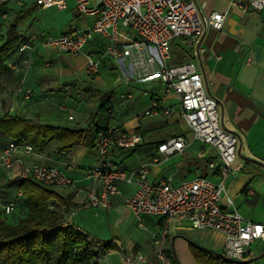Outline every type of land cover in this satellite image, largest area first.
<instances>
[{
	"label": "crops",
	"instance_id": "0c3cea01",
	"mask_svg": "<svg viewBox=\"0 0 264 264\" xmlns=\"http://www.w3.org/2000/svg\"><path fill=\"white\" fill-rule=\"evenodd\" d=\"M230 1L197 0L205 18L212 11L226 13L224 26L220 30L206 27L196 57L191 55L185 40L176 38L183 56L181 60L172 62L188 59L197 62L206 92L218 103L220 124L241 137V150L234 163L241 168L245 166L247 171L239 170L235 176L229 174L224 179L225 193L245 218L264 222V7L244 12L238 4H230ZM26 3L27 0L22 5L23 9L28 6ZM11 4L20 6L11 1L9 16ZM72 9L76 25L84 27L91 24L93 16H81L74 7ZM4 25L0 23L6 33L8 27ZM4 33L0 27V43L5 38ZM20 33L32 40L35 33L36 41H40L44 34L31 29ZM98 35L95 33L87 40L83 53L74 55L78 60L77 66L63 60L60 54L64 52L39 46L40 49L33 52L30 67L24 71L17 61V53H13L10 60L18 63L0 76V118L9 114L71 129L90 125L92 133L101 127L120 126L142 135L137 147L117 148L111 153V157L128 171H133L143 162H150L151 179L170 177L178 182L203 174L217 181L219 177L205 165L216 155V149L197 140L166 160L152 161L158 155L156 147L159 142L179 135L190 137L178 99L156 74L141 75V70L128 58L107 57L97 74L86 75L85 54L98 53L108 44L102 35L105 42ZM247 49L249 57L244 61ZM187 52L190 58L185 55ZM25 87L31 89L29 95L19 90ZM127 94L131 97H126ZM155 101L160 108L169 107L171 114L139 118L140 113L152 108ZM62 104L66 106L65 110L60 109ZM9 141H12L11 137L0 133V151ZM55 148L56 142L51 141L43 150L34 148L29 153H19L20 161L11 169L0 166V197L15 203L11 213L13 219L9 222H15L18 216L28 212L15 182L21 177L23 164L58 167L73 179L75 185V189L71 187L62 192L69 195L74 203L65 209L68 220L101 241H113L117 246L99 255L95 264H124L125 254L137 252L149 255L150 259L132 261L131 264H162L153 257L152 248L162 217L143 214L138 220L124 203V197L135 190V184H120L121 193L112 196L107 209L88 207L84 192L75 191L78 187H90L86 170L98 162L97 148L76 144L61 154H57ZM223 201L226 202V197ZM1 212L0 208V218ZM191 242L222 252L224 236L213 229L192 227L187 220L170 219L164 242V249L170 256L169 264H198L190 251ZM256 243L264 245V241ZM253 253L252 257L264 255V251Z\"/></svg>",
	"mask_w": 264,
	"mask_h": 264
},
{
	"label": "built area",
	"instance_id": "2783aa9c",
	"mask_svg": "<svg viewBox=\"0 0 264 264\" xmlns=\"http://www.w3.org/2000/svg\"><path fill=\"white\" fill-rule=\"evenodd\" d=\"M11 1L24 5L25 0H0L2 24L8 19V5ZM31 1L41 8H66L69 0ZM72 1L77 14L93 16L91 24L84 27L69 24L58 36L43 38L41 41L25 37L16 49L17 61L22 69L26 71L30 67L33 52L40 49L39 46L77 55L83 53L87 40L99 33L108 44L98 53L85 54L86 75L97 74L102 61L107 57L128 58L132 65L141 70V75L156 74L165 88L178 99L181 116L190 137L179 135L159 142L156 147L158 155L152 161L159 163L166 160L197 140L216 149V155L207 160L205 165L219 177L217 181L203 174H195L178 182L170 177L151 179L150 162H143L133 171H128L111 157V153L117 148L137 147L142 141V135L120 126H105L94 133V145L100 157L97 163L86 170L91 185L86 189L78 187L75 192H84L88 207L107 209L111 205L112 196L121 193L120 184H135V190L124 197V203L138 220L143 214L162 217L160 231L152 242L153 257L162 264H169L170 261L164 242L167 225L172 218L187 220L195 228L221 232L224 236L221 253L229 259L240 261L253 258L251 245L264 241V222L245 218L226 195L224 185V179L229 174L235 176L241 168L234 163L241 150V137L220 124L218 103L206 92L197 62L194 59L172 62L173 40L183 37L191 55L196 57L206 27L222 29L227 14L212 11L205 18L197 0ZM230 4H238L244 12L257 11L264 7V0H231ZM248 57L249 49L244 55V61H248ZM16 64L11 60L7 62L9 68ZM19 90L25 95L31 91L29 87ZM126 97L131 96L127 94ZM65 108L64 104L60 105L61 110ZM171 111L169 107L160 108L155 101L152 108L140 113L139 118L170 115ZM33 149L26 143L9 141L0 151V166L4 169L13 168L20 161L19 153H29ZM20 176L30 177L61 192L75 187L73 179L54 166L23 164ZM224 197L226 202L223 201ZM0 208L3 213L10 214L14 211L15 203L0 197ZM149 259V255L141 252L123 256L124 264Z\"/></svg>",
	"mask_w": 264,
	"mask_h": 264
},
{
	"label": "trees",
	"instance_id": "16d2710c",
	"mask_svg": "<svg viewBox=\"0 0 264 264\" xmlns=\"http://www.w3.org/2000/svg\"><path fill=\"white\" fill-rule=\"evenodd\" d=\"M37 8L39 6L32 3L16 16L24 18ZM24 38V34L17 30L16 22L7 28L0 43V76L7 72V62ZM179 39L185 40L183 37ZM185 55L191 57L188 52ZM0 133L38 150L55 141L57 154L76 144L95 146L96 140L90 125L71 129L9 114L0 118ZM240 171L245 172L247 168L244 166ZM15 182L28 212L18 216L13 223L0 218V264H95L99 255L117 248L113 241H101L67 220L65 209L74 204L69 195L30 177H18ZM190 251L198 264H252L256 259L232 260L221 252L192 242Z\"/></svg>",
	"mask_w": 264,
	"mask_h": 264
},
{
	"label": "rangeland",
	"instance_id": "374dc122",
	"mask_svg": "<svg viewBox=\"0 0 264 264\" xmlns=\"http://www.w3.org/2000/svg\"><path fill=\"white\" fill-rule=\"evenodd\" d=\"M26 4H28V6H29L30 4H32V1L27 0ZM67 7L66 8H57L55 6L48 7V8L39 7L35 11H33L30 15L20 19L16 15L20 10L23 9L22 5L15 6V5L11 4L10 16L5 21L6 23H5L4 27H9L13 22H16L17 23V30L19 32H22V31L28 32V30L31 29L34 32L44 33L43 35L40 36V37H42V39L47 38V37H56L59 34H61V31L65 30L69 24H76V21L73 17L74 9H72V7H73V1L72 0L68 1ZM0 27L2 28L3 33H4V28L2 26H0ZM120 30L122 31L123 29L121 28ZM33 36H34L33 40L36 41L35 38H37L36 37L37 35H35V33H33V35L31 37H33ZM98 36L101 38L102 42L105 40L100 35H98ZM175 41L176 40H173V42L171 43L172 61H174V60L179 61V60H181V57L183 55L181 53L182 50L180 48H178V46H177L179 41L178 42L176 41L177 43ZM101 44H103V43H101ZM60 55H62L63 60L65 62L70 63V65H73V64L75 66L78 65V60H76V58L74 59V55H72L70 53H61ZM1 216H2V218H6L8 221H12V219H13L12 214H5V213L1 212ZM251 250H252V252L261 254L264 251V245L254 242L251 245ZM252 264H264V255L262 257L256 258L252 262Z\"/></svg>",
	"mask_w": 264,
	"mask_h": 264
},
{
	"label": "water",
	"instance_id": "95a60500",
	"mask_svg": "<svg viewBox=\"0 0 264 264\" xmlns=\"http://www.w3.org/2000/svg\"><path fill=\"white\" fill-rule=\"evenodd\" d=\"M258 257H260V256H258ZM258 257H254V258H258ZM251 259H253V258H250V260H251ZM246 260H247V259H246Z\"/></svg>",
	"mask_w": 264,
	"mask_h": 264
}]
</instances>
